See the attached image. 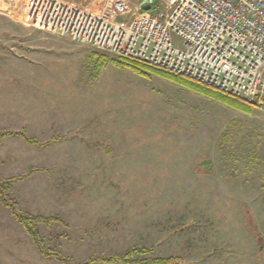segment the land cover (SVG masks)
Instances as JSON below:
<instances>
[{
	"label": "rangeland",
	"instance_id": "374dc122",
	"mask_svg": "<svg viewBox=\"0 0 264 264\" xmlns=\"http://www.w3.org/2000/svg\"><path fill=\"white\" fill-rule=\"evenodd\" d=\"M31 1L0 0V132L53 142L3 140L0 181L23 177L11 191L20 210L57 219L40 225L46 246L72 264L134 247L179 264H264L248 227L264 238V112L33 28L20 12ZM65 1L93 12L103 2ZM143 1L129 0L131 13L164 10ZM0 264L62 263L0 204Z\"/></svg>",
	"mask_w": 264,
	"mask_h": 264
},
{
	"label": "built area",
	"instance_id": "2783aa9c",
	"mask_svg": "<svg viewBox=\"0 0 264 264\" xmlns=\"http://www.w3.org/2000/svg\"><path fill=\"white\" fill-rule=\"evenodd\" d=\"M154 2L164 10L131 13L129 0H103L93 12L65 0H32L20 12L33 28L264 112V0Z\"/></svg>",
	"mask_w": 264,
	"mask_h": 264
},
{
	"label": "trees",
	"instance_id": "16d2710c",
	"mask_svg": "<svg viewBox=\"0 0 264 264\" xmlns=\"http://www.w3.org/2000/svg\"><path fill=\"white\" fill-rule=\"evenodd\" d=\"M154 4L157 5V2H154ZM98 61H101L104 63L106 59L102 56L98 58ZM120 65V63H118ZM134 70L137 74L142 76H148L146 72H143V70L153 71L150 70L149 67L138 64V63H129L127 64ZM158 76L165 78L169 81L184 85L188 89L210 97L214 100H217L229 107H232L242 113L245 114H252L253 113V107L250 105L241 102L239 100H236L234 98L225 96L223 94H220L217 91H214L212 89L203 87L201 85H198L192 81L182 79L179 77H174L171 75H168L164 72L160 71H153ZM9 138H22L24 142L29 146H36V147H44L45 145H49L53 142V140H50L48 142L42 143L38 139L31 137L25 129L23 130H12V131H2L0 132V145H2L3 140L9 139ZM202 167L206 169L207 172H210L211 169V163L209 161H204L202 163ZM43 171L40 168H36L30 171ZM205 171V172H206ZM23 178V177H22ZM21 177H12L3 181H0V204L3 208L8 210L10 215L14 218L16 222L20 224V226L23 228L25 233L28 235V237L31 239V241L34 243L36 249L46 259L50 260H56L61 262L62 264H72L69 257L63 255L59 250H51L49 249L45 241L41 235L40 232V225L46 224L50 225L51 223L57 221L56 218H47L44 216H34L28 212H24L20 210L17 201L14 199L11 191L13 189V186L21 181ZM248 227L251 228L252 232L255 234L256 240L261 243L263 241V236L258 232L257 226L254 225V223L248 222ZM262 246H260L261 249ZM153 252V248H146V247H134L131 248L128 252L124 254H115L111 256H92L89 257L85 262L79 263V264H179L180 259L176 257H168V258H158V257H148L149 254Z\"/></svg>",
	"mask_w": 264,
	"mask_h": 264
},
{
	"label": "water",
	"instance_id": "95a60500",
	"mask_svg": "<svg viewBox=\"0 0 264 264\" xmlns=\"http://www.w3.org/2000/svg\"><path fill=\"white\" fill-rule=\"evenodd\" d=\"M153 0H144L141 4L145 11L150 10L152 8Z\"/></svg>",
	"mask_w": 264,
	"mask_h": 264
}]
</instances>
